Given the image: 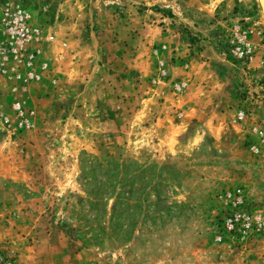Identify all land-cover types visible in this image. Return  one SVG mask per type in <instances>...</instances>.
Instances as JSON below:
<instances>
[{
    "label": "rangeland",
    "instance_id": "1",
    "mask_svg": "<svg viewBox=\"0 0 264 264\" xmlns=\"http://www.w3.org/2000/svg\"><path fill=\"white\" fill-rule=\"evenodd\" d=\"M14 8L53 39L29 69L36 78L24 77L29 67L14 81L0 69V264H250L264 256V232L215 240L232 209L226 192L240 188L242 208L264 214V155L248 149L251 123L264 116L247 117L264 104L240 89L247 113L237 130L247 140L222 131L205 138L199 158L155 159L152 135L141 143L143 106L153 115L160 85L173 94L184 87L154 59L169 36L163 26L185 41L189 27L241 67L225 54L228 31L240 27L253 47L264 44L257 0H0V23ZM14 102L28 125L18 124Z\"/></svg>",
    "mask_w": 264,
    "mask_h": 264
},
{
    "label": "crops",
    "instance_id": "2",
    "mask_svg": "<svg viewBox=\"0 0 264 264\" xmlns=\"http://www.w3.org/2000/svg\"><path fill=\"white\" fill-rule=\"evenodd\" d=\"M160 20H166L165 16H161ZM163 29L162 33L169 36L168 39L162 38L167 42L155 48L156 53L161 56L155 55L154 59L160 64V68L165 67L169 70L173 79L177 80L176 77L179 76L180 80H184V87L179 94H173L168 87L160 85L159 93L156 94L161 95L163 100L153 115L149 113V107L146 104L143 106L144 121L147 122L148 127L144 123L141 143L143 145L148 143L147 139L149 135H152L151 140L154 146L152 155L155 159H164L173 155L178 158L190 156L199 158L203 153L201 146L205 138L213 142L221 137L220 132L222 131L227 135L228 133L233 135L232 137H236L233 134L236 133L237 137L247 140L248 135L243 136L242 134V131L246 129L240 127L237 130L240 122L236 120L237 111L245 108L240 91L246 81L243 69L237 67V63V66L231 63L225 58L223 52L215 49L210 43L203 42L199 35L194 38L189 27L186 26L184 29L185 34L189 35L186 41L182 39L184 35L179 34V30H173L172 25L163 26ZM42 34L43 31L39 33L43 41L30 40L24 46L25 54L33 52V57L29 59L28 64L24 61L16 63L11 60L2 64L3 67L0 69L3 68L5 75L8 76L5 78L11 79L15 71L20 72L27 67L33 68L32 64L39 58L41 48L44 49L45 45L50 44V39H53V35H47L49 38L46 39ZM168 41L173 43H168ZM62 45L65 49L67 44L62 42ZM263 47V43L254 45L253 57L247 64L249 72L254 76L264 75ZM62 56L64 57V53L59 57ZM168 59L171 62L167 66L165 62ZM187 66L191 67V74L188 75L186 69L183 68ZM8 86L4 85L1 90H7V92L12 90V87ZM177 107L179 108L178 116L173 114ZM113 113L108 110L100 117L105 126L111 125ZM259 115L264 116V107L256 108L247 117L249 120ZM181 134L184 135L180 141L178 135ZM259 263L264 264V256L250 261V264Z\"/></svg>",
    "mask_w": 264,
    "mask_h": 264
},
{
    "label": "built area",
    "instance_id": "3",
    "mask_svg": "<svg viewBox=\"0 0 264 264\" xmlns=\"http://www.w3.org/2000/svg\"><path fill=\"white\" fill-rule=\"evenodd\" d=\"M3 39L0 40V64L8 60L16 63L24 61L28 64L29 59L33 57V52L24 53V46L30 40H36L40 37V30L37 27H32L27 15L20 9L14 8L6 10L1 18ZM44 38L48 39V36ZM245 30L234 26L230 31V37L227 39V47L225 54L234 58L244 71L246 81L242 91L252 101L257 104H264V75L261 76V81H257L256 76L248 72L247 64L250 62L254 54V47L245 39ZM4 71L3 68H1ZM25 78L37 77L34 71L26 69L24 72ZM22 75L16 72L17 78ZM176 88H180L176 85ZM12 109L20 117L19 125H28V120L22 117L23 108L18 102H14ZM246 109H239L236 113V120L242 121L246 117ZM250 131L255 134L256 141L248 146L251 153L257 156L264 155V117L258 118L251 123ZM232 209L225 212L220 219V231L215 236L217 242L221 241L223 234L234 238L240 242L249 239L250 237L264 232V214L260 212H251L242 208L244 197L240 188H234L230 192L225 193ZM221 234V235H220Z\"/></svg>",
    "mask_w": 264,
    "mask_h": 264
},
{
    "label": "water",
    "instance_id": "4",
    "mask_svg": "<svg viewBox=\"0 0 264 264\" xmlns=\"http://www.w3.org/2000/svg\"><path fill=\"white\" fill-rule=\"evenodd\" d=\"M257 1H258V4H259L261 13L264 15V0H257Z\"/></svg>",
    "mask_w": 264,
    "mask_h": 264
},
{
    "label": "trees",
    "instance_id": "5",
    "mask_svg": "<svg viewBox=\"0 0 264 264\" xmlns=\"http://www.w3.org/2000/svg\"><path fill=\"white\" fill-rule=\"evenodd\" d=\"M110 165H114V166L117 167L119 164H117V163H111ZM110 171H112V169H110L109 172H110Z\"/></svg>",
    "mask_w": 264,
    "mask_h": 264
}]
</instances>
